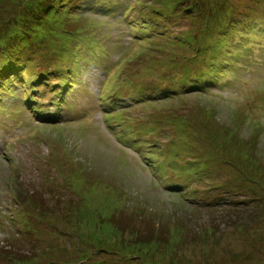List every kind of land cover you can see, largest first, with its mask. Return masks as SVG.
<instances>
[{"label":"rangeland","instance_id":"374dc122","mask_svg":"<svg viewBox=\"0 0 264 264\" xmlns=\"http://www.w3.org/2000/svg\"><path fill=\"white\" fill-rule=\"evenodd\" d=\"M76 12L0 67V264H264V0Z\"/></svg>","mask_w":264,"mask_h":264},{"label":"trees","instance_id":"16d2710c","mask_svg":"<svg viewBox=\"0 0 264 264\" xmlns=\"http://www.w3.org/2000/svg\"><path fill=\"white\" fill-rule=\"evenodd\" d=\"M65 1L66 0H14L13 8H11L14 9L12 14L7 16H3L2 14L0 17V26L3 24L0 29L3 30L4 35L6 34L2 44L3 49L1 54H4V56L0 55V61H2L0 62V67L8 62L10 63L7 64L8 66L16 63L19 59H15V57L27 54L26 48L31 45L28 38L32 36L39 40L41 45V51L39 52L47 51L44 45L46 40H49V38L54 37L55 35L59 36L58 40L62 41L61 49L64 50L56 52L57 54H62L61 56H58L60 60L66 62L65 59L68 60V58L71 57V60L74 56H76V61L79 60V55H82L81 53L83 52V49L80 48H82L85 37H76L80 26L75 27L74 21L77 20L78 17L76 11L81 7H83V10L86 9L89 0H71V4L69 5H65ZM196 3L197 2L191 3V5H188L187 9L192 7L193 4L196 5ZM90 5H92V3ZM93 5L95 7H101L99 5ZM72 7H74L76 11H72ZM109 7L110 5L104 6L105 9ZM14 20L22 21V27H24L25 30H29V32L26 31L22 34H14L8 37V30L14 27V24L12 26ZM141 22L142 20H137L136 28L141 25ZM30 31H33L34 35H31ZM135 33L137 34V32ZM76 43L78 46L75 45ZM89 48L92 50H98L97 46L94 45H89ZM71 49H76V52H73ZM29 52L34 53V50L31 48ZM24 57L26 58L27 55ZM57 59H55L56 62H58ZM21 78L23 79V77Z\"/></svg>","mask_w":264,"mask_h":264}]
</instances>
